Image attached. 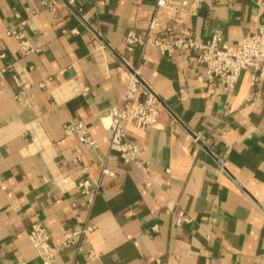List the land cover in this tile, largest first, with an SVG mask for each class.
I'll return each mask as SVG.
<instances>
[{
	"label": "crops",
	"instance_id": "crops-1",
	"mask_svg": "<svg viewBox=\"0 0 264 264\" xmlns=\"http://www.w3.org/2000/svg\"><path fill=\"white\" fill-rule=\"evenodd\" d=\"M186 1L174 12L155 0H76L82 22L63 3L0 0V264L36 258L37 219L53 243L93 225L51 264H264V66L255 86L246 68L225 89L185 51L123 42L156 15L163 29L218 32L233 47L259 24L264 0ZM123 60L163 103L145 130L125 127L145 169L108 146L104 111L121 102ZM16 79L28 83L19 99ZM68 120L85 122L97 147L64 134ZM82 178L97 188L82 193ZM178 211L192 220L177 224Z\"/></svg>",
	"mask_w": 264,
	"mask_h": 264
},
{
	"label": "built area",
	"instance_id": "built-area-1",
	"mask_svg": "<svg viewBox=\"0 0 264 264\" xmlns=\"http://www.w3.org/2000/svg\"><path fill=\"white\" fill-rule=\"evenodd\" d=\"M37 1L47 7L63 3L69 6L77 18L82 22L84 21L83 8L81 5L76 4V0ZM155 4L157 7H165L178 12L186 8L187 1L182 0L177 3L174 0H155ZM160 29L161 33L159 32ZM7 33L18 39L24 52L33 50L23 38L22 33L11 30ZM123 42L128 51L143 50L147 46L156 47L167 55L177 51H185L191 61L203 66L207 80H217L225 89L232 88L241 72L246 68H251L250 83L255 86L264 66V16L255 30L233 47L226 46L218 32L202 39L187 27L163 29L162 23L156 15L147 19L146 32L138 33L134 30H128L123 36ZM123 61L126 68L124 69L125 86L121 102L109 106L104 111V115L109 119L107 126L108 146L111 151L121 156L123 162L136 164L145 169L146 164L140 158V146L136 142L127 139L125 127L127 124H132L139 130H145L156 122L163 103L156 89L142 78L139 70L130 66L127 61ZM16 83L21 87V91L20 94L14 97L19 99L25 88L28 87V83L22 79H16ZM62 129L66 135H76L89 149L93 150L97 147L96 140L91 136L85 122L68 120L63 124ZM193 140L197 141L198 136H193ZM101 174L111 176L113 172L103 166ZM60 179L65 181L64 176ZM76 187L82 193H90L97 188V184H92L88 178H82L76 182ZM191 220L192 218L182 211H178L175 215L177 224L190 222ZM92 228V224H85L81 228L66 231L59 242L53 243L43 223L38 219L34 220L28 229V239L34 248L36 258L31 261L19 258L13 264H51L59 251L75 244L77 237L86 234ZM94 255L92 253V256Z\"/></svg>",
	"mask_w": 264,
	"mask_h": 264
}]
</instances>
